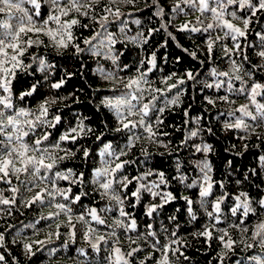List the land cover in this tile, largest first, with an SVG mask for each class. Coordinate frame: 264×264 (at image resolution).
<instances>
[{
  "label": "snow or ice",
  "instance_id": "obj_1",
  "mask_svg": "<svg viewBox=\"0 0 264 264\" xmlns=\"http://www.w3.org/2000/svg\"><path fill=\"white\" fill-rule=\"evenodd\" d=\"M156 2L157 0H153V3ZM98 3L99 0H0V13H4L6 16L0 20V185H6L7 190L12 194L5 198L4 189L0 187V205H15L17 194H19L26 207L37 205L41 210L50 209L47 215H41L36 221V223H39L40 220L50 222L47 227L53 230L47 234L48 241L36 240L32 243H24L22 246L25 255L29 258L35 256L36 252L45 251L49 258L57 256L58 253L63 256L69 251H74L77 257L87 258L88 253L82 247L70 250V245L76 243L77 232H79L80 238L88 243L96 255V259L81 261L68 255L67 258L73 260L74 264H148V261H151V264H177L179 255H183V253L180 247H173V245L180 244V241H163L156 231H141L137 219L124 210V202L127 197L122 198L114 186L128 189L132 180L143 181L152 174L151 171H148L144 175L133 177L130 180L126 174V165L135 163V161L123 160L122 157L127 156L128 151L142 139L156 142L157 133L154 131V127L158 128L163 123L160 117L166 108L179 103L180 94L183 92L180 85L185 84L186 80L176 78L175 82L169 84L168 81L173 80L175 76V73H172L160 78V83L165 86L164 88L155 87V82L148 79V73L156 67L155 53L147 61L151 67L146 71H140L144 64L142 60L136 67L134 75L121 76L120 73L126 72L129 65L118 63L119 55H123L122 52L115 56L111 55L112 46L117 41L107 25L109 16L116 18L121 15L119 4L133 3V0H105V6L101 8V12L105 14L96 19L93 13L95 5ZM26 5H29L30 8L25 7ZM45 5L47 7H44ZM72 13L89 17L99 24V30L94 32L91 39L83 41L89 45L87 49H82L79 44L73 43L72 29L74 26L79 25L86 28L88 25H81V21L72 17ZM170 13L175 15L181 13L184 15L200 14L195 24L185 23L180 26L178 31L189 34L200 33L205 39L209 58L213 57L215 45L221 40V34L224 39H230L233 42L232 49L221 45V50L230 61L231 71L217 72L215 68L211 71L213 77L227 79H217L214 84H204L206 88L225 87L226 94L217 97L224 102L235 103V100H229L227 93L243 97L248 101L233 111L220 114L234 118L231 122L225 123L224 127L226 129H243L246 133L253 132L258 127H264V102H261L264 100V82H262L264 76L259 79L255 78V73H264V62L253 64L244 54V48L251 47V45L246 44L242 47L240 43L241 38L247 39V29L252 17H256L258 13L264 15V0H176ZM155 14L163 16V8H159ZM205 20L211 22L205 24ZM233 21L242 23L243 28ZM135 22L140 23L139 20ZM162 27L166 26L162 25ZM119 31L125 32L123 22ZM213 33L217 34L213 36ZM258 35L260 50L256 52V55L264 61V28ZM42 37H47V42ZM132 42L147 43V37L143 33H139L132 38ZM41 45L45 48L52 47L57 52L60 49L72 47L76 55L85 52L92 56L104 57L111 59L115 66L114 70L107 71L98 64L95 70L103 80L112 84V87L100 96L96 107L97 109L103 107L111 112L117 122L114 131L123 132L125 135L116 138L119 151L113 148L112 143H104L98 153L102 166L93 169L90 183L96 185V190H102L100 192L102 198L108 197L115 201V205H118V208L115 209L118 215L109 216L108 214L113 212V208L107 206L99 211L95 207L85 208L81 201V195H87V193L73 195L71 187L61 188L58 186L57 182L61 180L69 181L70 184L78 183L81 187L85 183L83 172L77 174L71 168L61 169L58 166L66 159L74 157L81 148H83L82 156L85 161L91 155L89 149L83 144H80L75 151L61 146L65 143L76 145L78 141L93 133V129L84 123L85 118H80L74 126L62 123V117L55 113L49 118V107L56 103L55 98H49L39 103L36 110L13 104L12 81L16 76V69H26L30 66L23 62L22 58L26 54H29L32 61L37 63V70L47 72L48 68L52 67L42 56L28 53L29 49ZM234 53L243 56L241 63L232 59ZM189 55L195 59L194 52H190ZM244 61H248L250 65L247 70L243 69ZM186 77L187 80L195 79L191 71L186 72ZM233 81H239V86H236ZM64 83L65 80L61 78L59 81L51 83L50 87L60 89ZM173 89L178 91L174 93L173 98L169 99L167 93L172 92ZM36 90L34 83L28 90L21 92L17 96V100L31 97ZM161 97H163V103L162 106H158L157 101ZM205 99L209 104L215 103L213 99L207 97ZM237 113L240 115L237 116ZM185 115H187L186 112ZM246 120L256 123L250 124ZM57 125H60V128H57ZM105 127H107L106 124ZM49 129H56V134L53 135ZM197 135V131H190L191 137ZM100 138V136L96 137L98 140ZM243 138L241 137V139ZM120 141H123L122 146H120ZM196 151L207 153L211 151V148L205 144L203 148L197 146ZM141 152L146 154L147 149L142 147ZM61 153L63 154L61 155ZM261 160L264 161V157ZM93 162L95 163L94 156ZM197 167L201 174L200 179L193 180L185 187L197 189L195 195L201 208L207 211L209 205L211 206L213 210L207 211V217L213 221L214 227L215 224L221 223V205L228 197L223 192L213 193L214 182L209 175L212 169L206 160L199 162ZM118 173L119 175H117ZM157 175L159 184H164V173L159 172ZM179 179L183 182L185 177L180 176ZM159 184L155 182L139 183L138 187L130 190V195L135 197L132 206L134 207L135 203L140 202L142 192L148 193L153 198L159 196L163 203L147 206L146 215L151 217L157 208L163 207V204L175 199L170 192L156 191ZM220 187H223V184ZM25 193H32V195L30 198H26ZM183 199L188 206L187 211L191 220H196L192 208L193 200L189 197H183ZM234 201V204L226 205L225 217L228 214L236 217L239 213V219L231 222L229 226L239 229L242 233H248L251 228L250 238L255 241V244L246 243L243 239L239 243L245 250L258 248L264 253V219H261L264 217V199H257L254 208L248 194L241 192L234 197ZM73 204H79L80 210L74 213ZM4 211L10 212V208L4 209ZM29 227L34 228L35 224H31ZM218 232L219 234L214 237L213 231L205 225L203 230L197 232L196 235L204 237L206 242L216 239L224 249L230 252L234 251L237 241L232 239L226 229H219ZM19 236L20 234L17 233L16 237L19 238ZM53 239L60 240L61 243L49 246ZM4 241L5 236L0 233V248L5 247ZM141 242L147 245V248L141 247ZM34 245L44 247H37L34 251ZM101 253H103L102 256ZM141 254H144L143 259H141ZM172 256H176V261L172 260ZM184 258L187 259V256ZM0 264H7L4 254H0ZM236 264H264V255H252L250 258L246 257L236 261Z\"/></svg>",
  "mask_w": 264,
  "mask_h": 264
},
{
  "label": "trees",
  "instance_id": "obj_2",
  "mask_svg": "<svg viewBox=\"0 0 264 264\" xmlns=\"http://www.w3.org/2000/svg\"><path fill=\"white\" fill-rule=\"evenodd\" d=\"M175 2L176 0H157L156 3H153V0H133V3L118 5L121 11L119 17L109 16L107 26L117 41L112 46L111 55L115 56L122 52L123 55H119L118 63L129 65L126 72L120 73L121 76L134 75L136 67L142 60L144 64L140 71H146L151 67L147 61L155 53L156 67L148 73V79L155 82V87L164 88L165 86L160 83V78L172 73H175V76L173 80L168 81L169 84L175 82L176 78L186 80L185 84L180 85L183 92L180 94L179 103L166 108L160 117L163 123L158 128L154 127V131L157 133L156 142L142 139L128 151L127 156L122 157L123 160L135 161V163L126 165V174L130 180L133 177L142 176L148 171H151L152 174L143 181L132 180L128 189L114 187L117 188L122 198L127 197L124 202V210L137 219L141 231H156L163 241H180V244L173 245V247H180L183 253V255L178 254L177 264H236V261L246 257L250 258L252 255H264L258 248L245 250L243 245L239 243L243 239L246 243L255 244V241L250 238L251 228H249L248 233H242L239 229L229 226L231 222L239 219V213L236 217H232L230 214L225 217L226 205L234 204V197L241 192L248 194L254 208L257 199H264V161L261 160L264 157V127L255 128V131L250 133H246L243 129H226L224 127L225 123L231 122L234 118L220 114L233 111L248 101L243 97H236L227 93L229 100H235V103L224 102L217 97L226 94L225 87L222 86L220 89L206 88L204 84H214L217 79H227L225 77H213L211 71L213 68L217 72L231 71L230 61L221 50V45L232 49L233 42L230 39H224L221 34V40L215 45L213 57L209 58L206 52L205 39L200 33L189 34L178 31L180 26L185 23L195 24L200 14H171L170 10ZM104 6L105 0H99V3L95 5L93 15L96 16V19L105 14L101 12V8ZM25 7L30 8L29 5ZM159 8H163V16L155 14ZM72 17L79 19L81 25H88L86 28L78 25L72 29L73 43L79 44L82 49H87L89 45L83 41L91 39L94 32L99 30V24L89 17L79 16L76 13H72ZM4 18H6L5 14L0 13V20ZM137 20L140 21L139 24L135 22ZM122 22L125 26L124 33L119 31ZM209 22L211 21H204L205 24ZM233 22L243 28L239 21ZM162 25L166 27H162ZM262 28H264V15L258 13L256 17L251 19L247 29V39L241 38L240 40L242 47L246 44L251 45V47L244 48V54L249 57L253 64L264 62L256 55V52L260 50L258 33H261ZM139 33H143L147 37V43L132 42V38ZM216 34L213 33V36ZM42 39L47 42V37H42ZM190 52L196 54L195 59L189 55ZM28 53L42 56L52 67H49L47 72H41L37 70V63L32 61L29 54H26L22 59L25 65L30 66L26 69H16V76L12 81L13 104L36 110L39 103L49 98H55L56 103L49 107V118L53 113L58 114L62 117V123H66L67 126H74L80 118H85L84 123L93 129V133L78 141L76 145L67 143L61 145L71 148L73 151L80 144L89 149L91 155L87 161L82 156L83 148H81L74 157L68 158L58 165L61 169L71 168L77 174L83 172L85 176L83 187L78 183L70 184L69 181L64 180L58 181V186L61 188L71 187L73 195L87 193V195H81V201L85 208L95 207L99 211L107 206L113 208V212L109 213V216L118 215L115 211L118 208L115 201L108 197L102 198L100 195L102 190H96V185L90 183L93 169L102 166L98 153L104 143H112L113 148L119 151L116 138L125 135L123 132L114 131L117 122L111 112L103 107L99 109L96 107L100 96L105 94L107 89L112 87V84L103 80L95 70L98 64L107 71L114 70L115 66L112 60L92 56L85 52L76 55L72 47L60 49L57 52L52 47L45 48L41 45L29 49ZM232 59L241 63L243 56L234 53ZM249 67V62L244 61L243 69L247 70ZM188 71L193 73L194 80H187L186 72ZM261 76H264V73H255V78L259 79ZM61 78L65 80L63 86L60 89H52L51 83L57 82ZM34 83L36 84V92L31 97H25L24 100H17V96L28 90ZM233 83L239 86L240 82L233 81ZM177 91V89H173L172 92L167 93L168 98H173ZM206 97L213 99L215 103L209 104L205 99ZM162 103L163 97L157 101V105L162 106ZM236 115L239 116L240 114L237 113ZM246 122L256 123L250 120H246ZM57 128H60V125H57ZM49 131L53 135L56 134V129H49ZM190 131H197L198 135L191 137ZM97 136L101 138L98 140L96 139ZM241 137L244 138L241 139ZM205 144L210 146L211 151L207 153L196 151L197 146L203 148ZM122 145L123 141H120V146ZM142 147L147 149L146 154L141 152ZM204 160L211 165L212 171L209 175L214 182L213 193L223 192L228 197L221 205V223L215 224L214 227L213 221L207 217V211L213 210L211 206L209 205L207 211L201 208L195 195L197 189L185 187L193 180L200 179L201 174L197 164ZM159 172L164 173V184H159L157 175ZM180 176L185 177L183 182L180 181ZM238 181L239 183H237ZM151 182L159 184L156 191L170 192L175 199L163 204V207L157 208V211L149 217L146 215L147 206L163 203L161 198L159 196L153 198L148 193L142 192L140 202L135 203L133 207L135 197L130 195V190L138 187L139 183ZM14 183H16L15 180ZM221 184L223 187H220ZM0 187L4 189L5 198L12 195L7 190L6 185H0ZM31 195L32 193H25L26 198H30ZM183 197H189L193 200L192 208L196 220H191L187 211L188 206ZM72 207L74 213L80 210L79 204H73ZM9 208L10 212L4 211V209ZM49 211L50 209L41 210L37 205L26 207L19 194H17L15 205H0V233L5 236V247L0 248V254L5 255L7 264H74L73 260L67 258L68 255H72L81 261L96 259V255L88 243L80 238L79 232H77L76 243L70 245V250L82 247L88 253L87 258L77 257L74 251H69L63 256L58 253L57 256L51 258L47 256L46 251L36 252V255L31 258L25 255L22 247L24 243H32L36 240L48 241L47 234L53 230L47 227L50 222L40 220L39 223H36V221L41 215H47ZM31 224H35V227H29ZM149 225L151 227H148ZM205 225L213 231L214 237L219 234V229H226L232 239L237 241L234 251L230 252L224 249L216 239L206 242L204 237L196 235L197 232L203 230ZM17 233L20 234L19 238L16 237ZM60 243V240L53 239L49 246H56ZM122 246L125 245L122 244ZM37 247L44 246L34 245V251ZM141 247L147 248V245L141 242ZM100 255L102 256L103 253ZM184 256H187V259ZM143 258L144 254H141V259ZM171 258L176 261V256ZM148 264H151V261H148Z\"/></svg>",
  "mask_w": 264,
  "mask_h": 264
}]
</instances>
